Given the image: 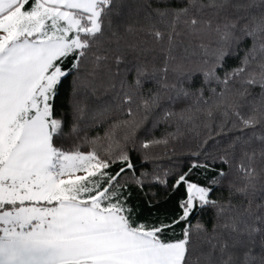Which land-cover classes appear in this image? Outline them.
I'll return each mask as SVG.
<instances>
[{
  "label": "snow or ice",
  "instance_id": "1",
  "mask_svg": "<svg viewBox=\"0 0 264 264\" xmlns=\"http://www.w3.org/2000/svg\"><path fill=\"white\" fill-rule=\"evenodd\" d=\"M255 3L186 0L181 8L156 11L167 31L152 25L149 32L157 43L167 36L168 59H176L171 52L183 32L197 39L215 34L217 39L214 47L199 44L203 58L196 71L202 82L195 90L183 80L160 84L170 90L171 103L192 101L179 110L163 108L153 121V129L174 121L176 130L159 139H140L138 131L164 98L159 91L149 90L148 96L131 91L142 88L143 69H137L134 85L123 93L127 119L113 123L103 136L89 138L86 132V121L102 115L90 111L87 101L110 58L106 44L125 39L114 19L121 15L118 0H0V264H264V214H254L251 202L241 210L231 198H211L228 175L223 169L207 186L188 179L197 168L205 174L216 171L217 162L232 167L239 151L235 167L243 183L229 182L230 196L233 189L247 196L255 187V161L258 156L264 160V12L250 19L247 12ZM206 9L215 22L205 18ZM230 9L245 15L233 18ZM125 32L133 33L134 27L126 25ZM245 37L252 45L239 65L219 75ZM114 59L121 63L119 55ZM162 71H168L167 64ZM174 71L192 84L194 74L183 62ZM69 75L71 121L55 105ZM120 86L126 87L123 81ZM256 86L261 91L253 96ZM181 126L197 136L203 129L205 138L190 153L197 159L187 171H177L171 184L172 191L185 189L180 214L170 221H140L129 203L130 188H167L173 170L137 171L131 153L139 152L142 165L158 158L151 149L177 140ZM230 132L239 134L216 139ZM209 140H215L214 148L222 145L220 154L204 150ZM84 146L89 150L83 151ZM151 196L149 207L156 193ZM206 208L214 210L210 230L189 219ZM182 222L180 238H167Z\"/></svg>",
  "mask_w": 264,
  "mask_h": 264
},
{
  "label": "trees",
  "instance_id": "2",
  "mask_svg": "<svg viewBox=\"0 0 264 264\" xmlns=\"http://www.w3.org/2000/svg\"><path fill=\"white\" fill-rule=\"evenodd\" d=\"M206 2V0H205ZM235 2V0H234ZM247 3L248 0H242ZM121 15L114 17L119 21V33L125 37L117 43L106 44L109 48V60L106 62L107 67L102 69L99 73L98 87L94 96H90L87 103L89 110L97 109L102 115L96 120H88L90 126L86 129L89 138L95 136H103L104 132L111 127V125L121 119H127L125 115L126 105H122V97L124 91H129L127 86L134 85L137 77V69H143L146 75L140 77L142 81V88L137 92L134 88L131 91L136 92V95H149L151 92H161L164 95L161 107L155 109L150 115L143 128H141L137 137L140 139H151L153 136L157 139L162 138L167 132H174L176 130V123L170 121L169 123H160L153 129V121L157 118L163 108H172L173 110H179L182 106L186 107L191 104V100H182L176 103H171L168 100V95L171 94L170 90H165L160 87V84L167 83H179L184 81L186 87H191L195 90L200 86L202 82V76L196 71L200 66V62L203 58L202 50L199 47L201 42L210 46H215L216 36L215 34H207L201 39L194 38L188 35L187 32H183L180 36L175 38V47L171 52V55L176 57L175 60L168 59V43L167 36L159 43L156 42L153 35L150 34L149 29L152 25L162 32H166L165 25L160 22V18L156 15L157 10L181 8L185 6L186 0H118ZM248 18L252 16L259 17L264 12V3L261 0H256L255 6L247 10ZM205 18L213 19L211 10H205ZM229 14L235 18L237 15H245L244 11L233 12L229 10ZM244 21H241L243 23ZM132 25L134 32L129 34L125 32V26ZM237 36L240 35L237 30ZM128 45H135V48L128 47ZM252 45L251 38L245 37L240 41L238 45H235L236 55L229 56L224 68L219 71V75L223 76L224 71L230 70L233 67L239 65L240 59L244 56L245 51ZM187 49V51H185ZM119 55L121 57V63L117 65L114 57ZM177 62H183L185 69L189 74L193 75L192 84L188 85L187 80L184 77L179 76L174 71V65ZM167 64L168 71L165 73L162 70ZM66 67L70 66V62H66ZM118 73V74H117ZM166 77V79H165ZM71 81L72 76L69 75L63 84L60 86L58 96L55 101V105L59 115L66 118L67 121H71V107H70V93H71ZM121 81L126 85L124 89L121 88ZM115 84V87L110 85ZM239 87V85H235ZM258 86L251 88L253 96L260 93ZM205 95L208 93L205 91ZM251 98V97H250ZM137 104L139 101L137 100ZM135 107V105L133 106ZM143 114V113H142ZM204 117L201 116V119ZM215 119L219 120L218 113L215 114ZM259 130V129H258ZM183 135L175 141H170L169 145L165 147L160 145L151 149V152L158 158L150 160L146 164H141L140 154L137 151L131 153L133 162L137 165V171L141 168L148 171H152L154 167L158 166L161 174L164 170H173L172 175L167 177L168 187L165 188L159 184H146L144 190L132 186L130 188L131 197L129 200L130 205L136 210V217L140 221L155 222L160 219L170 221L180 214L179 201L186 195L183 186L176 191L171 190V184L174 182L175 175L178 172L187 171L191 162L197 157L192 156L190 153L196 151L202 141L205 138V132L201 129L200 136H197L195 132L189 131L188 128L181 126ZM252 131L251 129L248 130ZM119 130L117 135H119ZM239 133H228L226 137H217L216 139L226 141L233 135ZM83 135V133H82ZM215 140H209L207 145H204V150L212 153L213 155L220 154L222 152V145L216 146ZM83 151H88V147L84 146ZM239 151H237L236 158L233 160L232 167L229 165L221 164L217 162L214 165L216 171H208L205 174L204 169H194L189 175L188 179L196 182L200 185L207 186L208 180L215 176L217 172L223 169L228 175L225 177L223 183L219 187H214L211 195L212 199H220L227 201L231 198L232 203L239 205L241 210L244 206H247L251 202V210L254 214H264V208H259V205H264V160L258 156L255 161L256 179L254 181V189H250L247 196L235 193L234 189L231 192L228 187L229 182H232L236 186H240L243 181L240 174L236 171V163L239 160ZM198 159L203 160L201 155ZM211 163V161H209ZM118 168V165L114 166V169ZM155 192L156 196L153 200V204L149 207L148 201L152 199L151 193ZM214 217V210L212 208H206L203 210L194 211L190 216L191 223L195 224L197 221L203 223L209 230L212 227ZM184 227V222L176 225L173 230L175 235L167 236L169 239L180 238L181 229Z\"/></svg>",
  "mask_w": 264,
  "mask_h": 264
}]
</instances>
